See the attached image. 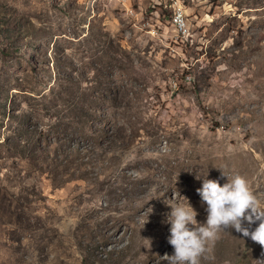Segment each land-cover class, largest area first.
Returning <instances> with one entry per match:
<instances>
[{"label": "rangeland", "instance_id": "374dc122", "mask_svg": "<svg viewBox=\"0 0 264 264\" xmlns=\"http://www.w3.org/2000/svg\"><path fill=\"white\" fill-rule=\"evenodd\" d=\"M205 173L264 208V0H0V264H168ZM198 264L264 251L220 229Z\"/></svg>", "mask_w": 264, "mask_h": 264}, {"label": "clouds", "instance_id": "9594fccd", "mask_svg": "<svg viewBox=\"0 0 264 264\" xmlns=\"http://www.w3.org/2000/svg\"><path fill=\"white\" fill-rule=\"evenodd\" d=\"M194 178L200 180L195 191L206 212L203 222L195 218L196 209L186 196L179 194L181 200L163 202L168 206L163 216V222L168 225L166 240L172 246L171 254H165L168 264H198L199 256L217 238L220 229L231 228L241 238L246 236L258 242L264 251V208L259 206L246 180L239 174H233L223 183L207 178L206 173ZM145 209L139 221L141 227L152 211L151 205ZM145 238L149 246L150 238Z\"/></svg>", "mask_w": 264, "mask_h": 264}, {"label": "built area", "instance_id": "2783aa9c", "mask_svg": "<svg viewBox=\"0 0 264 264\" xmlns=\"http://www.w3.org/2000/svg\"><path fill=\"white\" fill-rule=\"evenodd\" d=\"M171 22H172V25L180 26V33H176V34L182 35V29L184 27V22L185 21H183V12L181 10H180L179 17H173V18H171Z\"/></svg>", "mask_w": 264, "mask_h": 264}, {"label": "bare ground", "instance_id": "6f19581e", "mask_svg": "<svg viewBox=\"0 0 264 264\" xmlns=\"http://www.w3.org/2000/svg\"><path fill=\"white\" fill-rule=\"evenodd\" d=\"M179 15H180V13L177 12V13H175L174 17H179ZM183 21H184V19H183ZM174 26L176 27L177 32L180 33V26H177V25H174ZM185 33H186V27H185V22H184V27L182 29V35H184Z\"/></svg>", "mask_w": 264, "mask_h": 264}]
</instances>
